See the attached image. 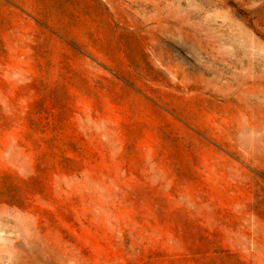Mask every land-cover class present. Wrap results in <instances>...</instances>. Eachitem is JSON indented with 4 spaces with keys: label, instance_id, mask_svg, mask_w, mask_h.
Segmentation results:
<instances>
[{
    "label": "rangeland",
    "instance_id": "obj_1",
    "mask_svg": "<svg viewBox=\"0 0 264 264\" xmlns=\"http://www.w3.org/2000/svg\"><path fill=\"white\" fill-rule=\"evenodd\" d=\"M0 107H69L67 138L138 158L0 175V264H207L203 233L264 264V0H0ZM0 170L34 176L16 138Z\"/></svg>",
    "mask_w": 264,
    "mask_h": 264
},
{
    "label": "trees",
    "instance_id": "obj_2",
    "mask_svg": "<svg viewBox=\"0 0 264 264\" xmlns=\"http://www.w3.org/2000/svg\"><path fill=\"white\" fill-rule=\"evenodd\" d=\"M17 96H20V92ZM69 109L11 107L9 111H4L0 107V149L9 143L11 137L16 138V146L31 158L34 165V176L28 180L0 170V175L9 177L16 189L23 186L27 192L37 186L49 189L55 177H79L84 173H90L95 181L102 182L110 173H116L117 167L124 166L126 170L133 168L138 159L136 155L129 159L122 154L118 164L112 166L110 161L104 158L103 150L89 141L67 138L65 135L73 130L71 116L67 113ZM132 147L135 150V145ZM185 239L177 241L186 244L185 251L191 250ZM199 243L202 252L197 254H200L207 264H250L244 256L224 248L223 241L216 237L212 238L203 233Z\"/></svg>",
    "mask_w": 264,
    "mask_h": 264
}]
</instances>
